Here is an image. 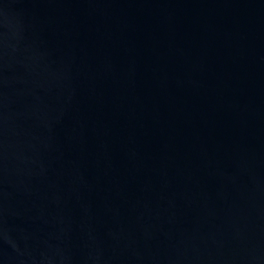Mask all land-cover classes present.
Instances as JSON below:
<instances>
[{
	"label": "water",
	"instance_id": "obj_1",
	"mask_svg": "<svg viewBox=\"0 0 264 264\" xmlns=\"http://www.w3.org/2000/svg\"><path fill=\"white\" fill-rule=\"evenodd\" d=\"M0 264H264V0H0Z\"/></svg>",
	"mask_w": 264,
	"mask_h": 264
}]
</instances>
